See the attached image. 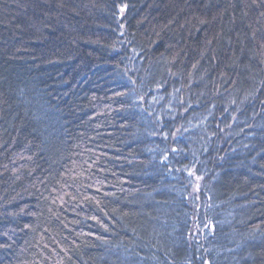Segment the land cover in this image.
Returning <instances> with one entry per match:
<instances>
[{"label": "trees", "instance_id": "trees-1", "mask_svg": "<svg viewBox=\"0 0 264 264\" xmlns=\"http://www.w3.org/2000/svg\"><path fill=\"white\" fill-rule=\"evenodd\" d=\"M0 264H264V0H0Z\"/></svg>", "mask_w": 264, "mask_h": 264}]
</instances>
